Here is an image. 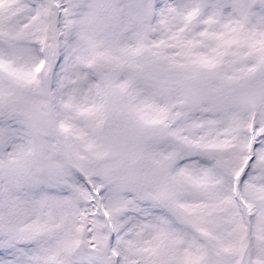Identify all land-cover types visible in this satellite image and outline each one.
<instances>
[{"label":"snow or ice","instance_id":"obj_1","mask_svg":"<svg viewBox=\"0 0 264 264\" xmlns=\"http://www.w3.org/2000/svg\"><path fill=\"white\" fill-rule=\"evenodd\" d=\"M0 264H264V0H0Z\"/></svg>","mask_w":264,"mask_h":264}]
</instances>
